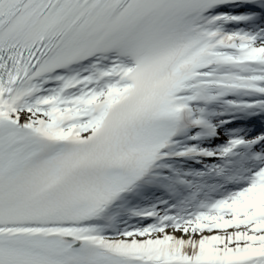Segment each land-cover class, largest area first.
Returning <instances> with one entry per match:
<instances>
[{
    "label": "snow or ice",
    "instance_id": "6c2138e0",
    "mask_svg": "<svg viewBox=\"0 0 264 264\" xmlns=\"http://www.w3.org/2000/svg\"><path fill=\"white\" fill-rule=\"evenodd\" d=\"M0 264H264V0H0Z\"/></svg>",
    "mask_w": 264,
    "mask_h": 264
}]
</instances>
